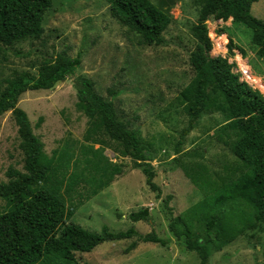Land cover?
Returning a JSON list of instances; mask_svg holds the SVG:
<instances>
[{
  "label": "trees",
  "instance_id": "trees-1",
  "mask_svg": "<svg viewBox=\"0 0 264 264\" xmlns=\"http://www.w3.org/2000/svg\"><path fill=\"white\" fill-rule=\"evenodd\" d=\"M105 1L111 16L129 34L137 36L141 45L163 44L173 16L161 5L152 0ZM190 1L199 9L198 23L192 29L196 46L190 56L195 77L179 96L190 116L189 126L181 137L197 128L204 114L222 112L227 121L218 138L239 161L235 171L241 174L220 186L211 178L208 167L202 165L204 151L178 152L170 162V169H181L205 198L192 207L188 217L174 215L170 206L172 196H167L162 205L173 236L182 239L187 251L197 254L199 264H211L209 245L221 248L234 243L242 232L239 222H246L243 216L225 212L226 205L238 201L246 203L253 208L249 223L261 226L260 229L264 226V96L240 81V75L233 72L236 64L229 59L235 56L237 48L231 37L227 44L228 55L212 56L213 42L207 23L232 20L233 24L246 26L252 32L256 56L264 62V22L252 13L253 4L260 0ZM53 4L54 0H0V43L11 47L41 39L45 16ZM81 66V53L72 58L63 51L44 59L37 75L22 72L8 78L0 92V115L12 112L18 128L19 148L24 155L23 171L10 167L6 173L8 181L0 184V201L5 203L0 211V264H81L78 253H91L107 242L137 237L139 240L126 249L129 253L139 242L166 247L172 241L159 237L156 232L140 235L133 228L111 232L104 226L100 233H92L70 224L80 208L108 189L116 177L124 175L123 164L112 163L105 156L104 150L108 148L136 161L146 185L156 193L157 199L162 196L155 181L157 174L151 166V145L140 130L133 129L132 122L122 112L119 116L115 103L120 101L122 91L115 85L107 88L106 93L111 98L107 100L93 80L77 75ZM69 75L75 77L77 106L89 119L85 141L100 145L98 150L92 145L83 146L73 168L70 163L75 155L55 152L50 157L44 152L27 114L17 107L24 93L52 90ZM192 215L203 224L204 244L195 237ZM150 217L148 208L130 215L133 222L149 221Z\"/></svg>",
  "mask_w": 264,
  "mask_h": 264
},
{
  "label": "rangeland",
  "instance_id": "rangeland-1",
  "mask_svg": "<svg viewBox=\"0 0 264 264\" xmlns=\"http://www.w3.org/2000/svg\"><path fill=\"white\" fill-rule=\"evenodd\" d=\"M152 1L173 16L164 33V42L158 47L141 45L137 36L129 34L111 16L105 0H54L53 8L45 16V32L41 39L23 41L11 47L0 43V92L8 78L22 72L37 75L46 58L63 51L72 58L81 53L82 66L77 75L93 80L96 89L109 101L111 98L106 89L117 86L122 91L120 101L115 103L119 116L123 113L132 122L133 129L140 130L151 145V166L157 174L155 181L162 191L161 199H157L156 193L146 185L136 161L108 148L104 150L105 156L112 163L123 164L125 173L80 208L70 224L92 233H100L104 226L111 232H125L131 228L140 235L156 232L161 238L171 239V243L163 247L139 242L136 249L127 253L126 249L139 240L137 237L107 242L91 253H78L81 264H199L197 254L187 251L182 239L169 231V217L162 202L172 196L170 206L174 215L188 217L192 207L202 201L205 194L185 177L181 169L171 170L170 162L178 152L204 151L201 161L205 165H202L208 167L211 178L220 186L241 174L235 171L239 161L218 138L227 121L222 112L204 114L197 128L181 137L189 126L190 116L179 96L195 77L190 56L196 46L192 29L198 23V7L190 0ZM252 13L264 22V0L253 4ZM207 24L213 42L212 56L226 57L231 37L237 49L235 56L229 59L230 63L236 64L234 70L238 71L241 80L264 96V62L256 56L251 30L233 24L232 20H210ZM247 71L252 76L243 79ZM74 79L69 75L52 90L28 91L17 104L27 114L33 133L48 156L52 157L55 152L76 156L71 159V168L81 154V148L92 145L84 138L89 119L77 106ZM19 143L12 112L0 115V184L8 181L6 173L10 167L23 171L24 155ZM92 146L100 149L98 144ZM4 205L0 201V211ZM143 208L150 210V220L133 222L130 215ZM224 211L243 216L246 222H239L242 232L234 243L221 248L209 245L211 264H264V226L260 229L261 226H252L248 221L253 217V208L238 201L226 205ZM190 220L195 237L204 244L202 222L194 215Z\"/></svg>",
  "mask_w": 264,
  "mask_h": 264
},
{
  "label": "built area",
  "instance_id": "built-area-1",
  "mask_svg": "<svg viewBox=\"0 0 264 264\" xmlns=\"http://www.w3.org/2000/svg\"><path fill=\"white\" fill-rule=\"evenodd\" d=\"M233 72H235L236 74L238 73L237 70H233ZM239 75H240V74H239ZM245 75H246V76H244V75L242 76L243 79H245V78H246V79H249V78L252 76V75L249 74V71L245 72ZM244 77H245V78H244ZM240 81H244V82H246L245 80H241V77H240ZM246 83H248V82H246ZM251 87H252V86H251Z\"/></svg>",
  "mask_w": 264,
  "mask_h": 264
}]
</instances>
